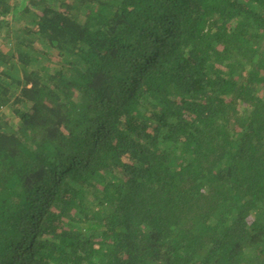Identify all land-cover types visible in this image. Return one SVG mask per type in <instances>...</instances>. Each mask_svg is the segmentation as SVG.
Returning a JSON list of instances; mask_svg holds the SVG:
<instances>
[{
  "label": "trees",
  "instance_id": "trees-1",
  "mask_svg": "<svg viewBox=\"0 0 264 264\" xmlns=\"http://www.w3.org/2000/svg\"><path fill=\"white\" fill-rule=\"evenodd\" d=\"M3 40L0 264H264V0H0Z\"/></svg>",
  "mask_w": 264,
  "mask_h": 264
},
{
  "label": "rangeland",
  "instance_id": "rangeland-1",
  "mask_svg": "<svg viewBox=\"0 0 264 264\" xmlns=\"http://www.w3.org/2000/svg\"><path fill=\"white\" fill-rule=\"evenodd\" d=\"M13 3H18V2H20L21 0H11ZM19 25H21V23H13L12 25H11V30H14L15 28H17ZM4 35H5V33H3ZM9 35V39H10V37H11V34H8ZM11 48V45H10V40H3L2 41V44L0 45V49L2 50V51H5V52H7L8 51V49H10ZM7 117L9 118V119H13V116L11 115V114H7ZM14 120V119H13ZM16 121V120H15ZM14 121V122H15Z\"/></svg>",
  "mask_w": 264,
  "mask_h": 264
}]
</instances>
